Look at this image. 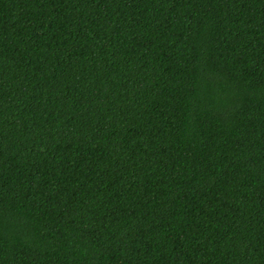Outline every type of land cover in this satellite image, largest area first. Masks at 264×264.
I'll use <instances>...</instances> for the list:
<instances>
[{
    "label": "trees",
    "instance_id": "obj_1",
    "mask_svg": "<svg viewBox=\"0 0 264 264\" xmlns=\"http://www.w3.org/2000/svg\"><path fill=\"white\" fill-rule=\"evenodd\" d=\"M0 264H264V0H0Z\"/></svg>",
    "mask_w": 264,
    "mask_h": 264
}]
</instances>
